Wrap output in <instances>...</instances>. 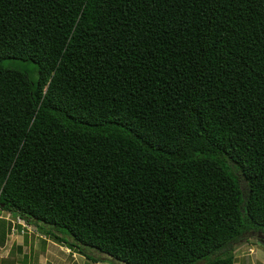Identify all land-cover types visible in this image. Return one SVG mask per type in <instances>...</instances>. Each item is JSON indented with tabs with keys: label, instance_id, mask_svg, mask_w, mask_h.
I'll return each mask as SVG.
<instances>
[{
	"label": "trees",
	"instance_id": "obj_1",
	"mask_svg": "<svg viewBox=\"0 0 264 264\" xmlns=\"http://www.w3.org/2000/svg\"><path fill=\"white\" fill-rule=\"evenodd\" d=\"M0 210L94 262L233 264L264 239V0H0Z\"/></svg>",
	"mask_w": 264,
	"mask_h": 264
},
{
	"label": "crops",
	"instance_id": "obj_2",
	"mask_svg": "<svg viewBox=\"0 0 264 264\" xmlns=\"http://www.w3.org/2000/svg\"><path fill=\"white\" fill-rule=\"evenodd\" d=\"M4 214V211H1ZM4 219L3 237H0V264H85L88 259L79 253L67 248L64 245L58 244L41 234L35 226L30 224H21L9 226L10 217L0 215ZM13 221V220H11ZM56 248H65L68 250V255H72V260L58 253ZM71 260V261H69ZM99 262V261H98ZM94 262V263H98Z\"/></svg>",
	"mask_w": 264,
	"mask_h": 264
},
{
	"label": "rangeland",
	"instance_id": "obj_3",
	"mask_svg": "<svg viewBox=\"0 0 264 264\" xmlns=\"http://www.w3.org/2000/svg\"><path fill=\"white\" fill-rule=\"evenodd\" d=\"M4 214L7 215L8 213L4 211ZM1 214L0 210V215ZM9 217V215H8ZM12 216H10L11 218ZM11 220H5L8 222L9 226L15 227V225L21 226V224L25 223L26 225L28 223L24 222L23 220H16V218H12ZM18 222H21L18 223ZM4 219L1 217L0 219V227L4 230ZM3 235V231L0 229V237ZM3 237V236H2ZM58 253H62L61 255L65 256L68 259H73L72 255H68V250L65 248L63 249L64 252L61 251V249L56 248ZM234 263L233 264H264V239L257 235H247L244 239L239 241L236 245H234ZM96 257V255L94 254ZM69 260V261H71ZM85 264H119L118 261L111 260V259H99L98 263H94V261L89 260L88 263ZM121 264V263H120Z\"/></svg>",
	"mask_w": 264,
	"mask_h": 264
},
{
	"label": "clouds",
	"instance_id": "obj_4",
	"mask_svg": "<svg viewBox=\"0 0 264 264\" xmlns=\"http://www.w3.org/2000/svg\"><path fill=\"white\" fill-rule=\"evenodd\" d=\"M18 220H20V219H18ZM18 223H20L21 224V222H18ZM24 225H25V223H23Z\"/></svg>",
	"mask_w": 264,
	"mask_h": 264
}]
</instances>
